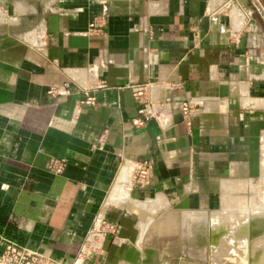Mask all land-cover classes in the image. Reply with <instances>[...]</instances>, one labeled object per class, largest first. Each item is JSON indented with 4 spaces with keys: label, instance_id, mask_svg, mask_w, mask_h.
I'll return each instance as SVG.
<instances>
[{
    "label": "crops",
    "instance_id": "0c3cea01",
    "mask_svg": "<svg viewBox=\"0 0 264 264\" xmlns=\"http://www.w3.org/2000/svg\"><path fill=\"white\" fill-rule=\"evenodd\" d=\"M252 6L0 0V257L10 242L50 264H248L264 249L221 234L248 221L227 219L225 200L262 171L264 18ZM140 86L157 118L136 127ZM101 220L116 233L94 237Z\"/></svg>",
    "mask_w": 264,
    "mask_h": 264
},
{
    "label": "built area",
    "instance_id": "2783aa9c",
    "mask_svg": "<svg viewBox=\"0 0 264 264\" xmlns=\"http://www.w3.org/2000/svg\"><path fill=\"white\" fill-rule=\"evenodd\" d=\"M95 25L92 24L90 29H94ZM146 88L144 86L137 87L134 91V98L138 105L140 106L138 111V117L133 120V124L136 127H142L146 125L152 119L157 118L156 111L154 109L155 104L150 101H147L145 98ZM96 98L94 96L88 97L84 102L86 105H94ZM166 105H172L171 100L165 102ZM179 109L188 119L192 118L195 112V107L191 101L183 102L180 104ZM50 169L55 174H61L64 172V165L53 162L50 165ZM152 168L149 162H144L134 173V180L139 185L148 184L149 180L152 177ZM103 225L102 229L95 227L92 231L94 237H106L109 234H115L117 226L106 222L105 220L101 221ZM0 264H50L42 256L38 254L31 253L24 247L10 242L7 244L4 254L0 257Z\"/></svg>",
    "mask_w": 264,
    "mask_h": 264
},
{
    "label": "rangeland",
    "instance_id": "374dc122",
    "mask_svg": "<svg viewBox=\"0 0 264 264\" xmlns=\"http://www.w3.org/2000/svg\"><path fill=\"white\" fill-rule=\"evenodd\" d=\"M251 4V3H250ZM264 6V5H263ZM262 171L261 174L259 175V177L254 178V179H248V183H246V185L242 188L241 194H236L233 195L231 197H228L225 202H229L231 205L235 204L236 207L233 208L232 210H227L222 212V214H226V218L227 219H231L233 222L236 221V219L239 218H243L249 215H256V212L259 213L263 210H256L253 209L252 207V202H256L258 200L262 201V197H264V184L262 183L264 180V140H263V152H262ZM263 184V185H262ZM262 195V196H261ZM261 197V199H260ZM262 208V207H260ZM207 222V220H206ZM248 226V221L245 222ZM242 224V223H241ZM240 226V224H239ZM238 226V227H239ZM103 225L100 224L98 226V229H102ZM222 235H229L232 236L233 238H235L236 240L237 237H235L236 232H237V228L236 227H222ZM212 231V230H211ZM206 233V232H205ZM246 233L248 234V228L246 230ZM211 233V237H212ZM248 238V236L245 237V239ZM212 243V242H211ZM203 253L201 255H204V257H207V255L209 254V249L208 247H203ZM250 252L248 253H252L253 250H248ZM211 255V253H210ZM211 261V260H210ZM238 262V260H236ZM242 264H245V260L242 261ZM248 264H250V259L248 258ZM247 263V262H246ZM251 264H257V263H251Z\"/></svg>",
    "mask_w": 264,
    "mask_h": 264
},
{
    "label": "bare ground",
    "instance_id": "6f19581e",
    "mask_svg": "<svg viewBox=\"0 0 264 264\" xmlns=\"http://www.w3.org/2000/svg\"><path fill=\"white\" fill-rule=\"evenodd\" d=\"M262 183L264 184V180ZM260 199H261V197H260ZM251 205H252L253 209H256L257 211L263 210L259 213L256 212V215H249V217H248V231H249V225L251 223L250 234L253 236V238H255V236L257 237V236L264 234V197H262V201L258 200L256 202H252ZM260 207H262V208H260ZM101 221H100V223H101ZM96 227H98V226H96ZM255 245H257V243H255ZM263 247H264V245H263ZM251 249L253 251H252V253H249V256H248V258L250 259V264L251 263L264 264V249H262V246H257V247L251 248Z\"/></svg>",
    "mask_w": 264,
    "mask_h": 264
},
{
    "label": "flooded vegetation",
    "instance_id": "af4514ba",
    "mask_svg": "<svg viewBox=\"0 0 264 264\" xmlns=\"http://www.w3.org/2000/svg\"><path fill=\"white\" fill-rule=\"evenodd\" d=\"M237 228V232H236V235L235 237H237L238 241H243L245 239L246 236H248V241L249 242H252V241H255L257 240L258 238H264V234L260 235V236H255V238H253V236L250 234L251 232V223L249 225V231H248V234L246 233V230L248 228L247 224L244 222L242 224H240L239 227H236ZM248 256H249V253H248Z\"/></svg>",
    "mask_w": 264,
    "mask_h": 264
},
{
    "label": "water",
    "instance_id": "95a60500",
    "mask_svg": "<svg viewBox=\"0 0 264 264\" xmlns=\"http://www.w3.org/2000/svg\"><path fill=\"white\" fill-rule=\"evenodd\" d=\"M252 2L254 3V6H252L251 11L254 12V11L258 10L262 14V16L264 18V8H263V6L260 4V2L258 0H252ZM205 232H206V230H205Z\"/></svg>",
    "mask_w": 264,
    "mask_h": 264
}]
</instances>
